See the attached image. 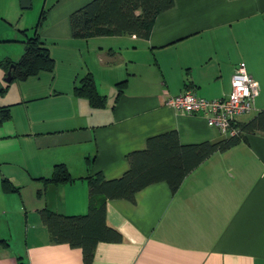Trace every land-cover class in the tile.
Masks as SVG:
<instances>
[{"label": "crops", "instance_id": "crops-1", "mask_svg": "<svg viewBox=\"0 0 264 264\" xmlns=\"http://www.w3.org/2000/svg\"><path fill=\"white\" fill-rule=\"evenodd\" d=\"M87 1L51 2L39 31L53 70L14 79L0 93V106L9 109L0 122V264H18V256L25 264H84L80 247L50 242L40 210L85 214L86 176H121L129 166L127 154L144 149L150 136L174 130L181 144L224 137L203 114L166 104L164 90L225 96L243 61L258 93L236 125L240 129L264 109V0H174L157 13L147 37H74L69 14ZM16 7L21 14L28 8L20 0H0L4 16ZM28 27L18 28L29 34ZM24 37L17 38L23 45L4 50L0 60L18 59ZM87 72L105 96L102 107L73 91ZM4 76L0 64L1 84ZM123 79L117 95L116 82ZM240 135L195 166L174 192L157 181L132 201L106 199V222L121 240L99 242L91 264H264V134ZM57 163L66 165L72 182L41 179ZM4 178L18 191L3 190Z\"/></svg>", "mask_w": 264, "mask_h": 264}, {"label": "trees", "instance_id": "trees-1", "mask_svg": "<svg viewBox=\"0 0 264 264\" xmlns=\"http://www.w3.org/2000/svg\"><path fill=\"white\" fill-rule=\"evenodd\" d=\"M174 0H89L72 10L69 22L74 37L88 38L103 34H134L147 37L154 18L160 11L170 7ZM47 17V9L42 7L34 30L25 37L24 50L16 60L4 58L0 64L5 74L11 64L14 79H26L41 70H53L54 58L49 52L39 28ZM10 81L0 83V93L4 92ZM126 79L116 82L118 93ZM76 95L89 100L93 107H102L105 96L97 90L96 82L90 72L78 78L73 86ZM9 109L0 106V122L9 117ZM262 131L264 134V109L253 118L240 124V133L224 136L215 142L181 144L176 131L171 130L150 136L144 149L127 154L129 166L119 177L106 179L101 171L88 174V210L85 214L66 215L49 209L40 210V219L46 226L52 243H66L80 247L84 264H91L96 245L101 241H119L121 234L106 222V199L123 198L132 201L135 193L150 183L166 181L174 192L182 179L202 160L215 151H222L240 140L241 132ZM46 183L72 182L74 177L64 163L53 166L49 177L41 178ZM3 190L18 191L8 179H2ZM18 264H25L17 257Z\"/></svg>", "mask_w": 264, "mask_h": 264}, {"label": "built area", "instance_id": "built-area-1", "mask_svg": "<svg viewBox=\"0 0 264 264\" xmlns=\"http://www.w3.org/2000/svg\"><path fill=\"white\" fill-rule=\"evenodd\" d=\"M164 93L169 106L185 113L203 114L208 125L215 127L223 136H233L240 133L236 117L249 113L253 108L258 82L240 61L231 77V89L225 96L208 98L190 88L177 94H168L166 90Z\"/></svg>", "mask_w": 264, "mask_h": 264}, {"label": "rangeland", "instance_id": "rangeland-1", "mask_svg": "<svg viewBox=\"0 0 264 264\" xmlns=\"http://www.w3.org/2000/svg\"><path fill=\"white\" fill-rule=\"evenodd\" d=\"M52 1L53 0H46L44 7L48 9ZM42 5H43V0H32L31 6L23 9L24 10L23 14H21V9L19 7H16L14 10L11 9L9 14H7V16L0 14V38L14 37V39L10 41L6 40L7 42H2L0 40V53H2L6 49L15 52L19 44L23 45V43L19 41V39H17L20 37L21 38L24 37L23 32L20 31L18 27L21 24L28 23L29 33L33 32L34 30L33 27L38 19L39 11ZM26 191L27 190H25V193ZM22 242L23 241L21 239L18 241V244H21Z\"/></svg>", "mask_w": 264, "mask_h": 264}, {"label": "water", "instance_id": "water-1", "mask_svg": "<svg viewBox=\"0 0 264 264\" xmlns=\"http://www.w3.org/2000/svg\"><path fill=\"white\" fill-rule=\"evenodd\" d=\"M20 3H21V6L22 7H29L31 5V0H20ZM13 64L10 65V67L8 68L5 76H4V80L6 81H10L11 78H12V75H11V67H12Z\"/></svg>", "mask_w": 264, "mask_h": 264}]
</instances>
